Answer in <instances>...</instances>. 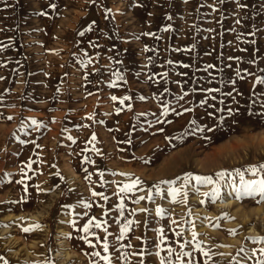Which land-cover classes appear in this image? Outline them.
<instances>
[{
	"label": "rangeland",
	"instance_id": "374dc122",
	"mask_svg": "<svg viewBox=\"0 0 264 264\" xmlns=\"http://www.w3.org/2000/svg\"><path fill=\"white\" fill-rule=\"evenodd\" d=\"M261 80L264 0H0V264H256Z\"/></svg>",
	"mask_w": 264,
	"mask_h": 264
},
{
	"label": "snow or ice",
	"instance_id": "6c2138e0",
	"mask_svg": "<svg viewBox=\"0 0 264 264\" xmlns=\"http://www.w3.org/2000/svg\"><path fill=\"white\" fill-rule=\"evenodd\" d=\"M185 2H187V0H185ZM240 7H246V5H239ZM52 7H55V5H52ZM40 15H44V13H40ZM170 19V17H169ZM255 33H253L254 35ZM185 67H187V65H185ZM260 83H264V80L259 81ZM114 86V85H113ZM113 100L117 99L116 97H112ZM181 99H183V97H181ZM121 103H123V101H121ZM8 119H12V117H8ZM33 124H36V121H32ZM93 139H95V137L93 136ZM248 172L252 173L254 176L255 175H259L261 173H264V164H261L259 166H250L247 169ZM217 175L219 176V178L221 180L225 179L226 176H233L232 173L226 172V171H222L217 173ZM235 176L239 177V185L236 184L235 179L233 178L232 183L229 185L234 192L236 193V198L240 199L244 196H248V197H252V196H256L259 195L262 199H264V176H262L260 179H252V180H246L244 177V172L237 170L235 172ZM192 180H195V182L197 184H213L215 183L211 177H202V176H192L191 174H189L188 176H186L184 178V186H186L189 182H191ZM18 183L23 184V181H18ZM136 181H134L132 184H126L124 185L123 188L120 189V191L124 192V191H131L133 188H135L136 186ZM165 183H171L174 184L175 182H165ZM25 191H27V187L25 186ZM198 191V189H197ZM219 187H217L215 189V191H213L210 195L215 198L219 195ZM170 193L173 196V198L175 199V197L180 193V189L176 188V187H172L170 189ZM93 195H102L100 193H93ZM205 196H208L209 193H204ZM105 199H107V197H105ZM140 199H144V197H140ZM86 207H90V205H85ZM122 207V205H121ZM158 214L163 215V210L161 209H157ZM94 219V218H93ZM70 223L74 226L75 225V220L70 221ZM92 224V221H89L88 225H85L83 228L84 233H86L87 235L81 237V239H83L85 242H87L90 246L95 247V245L91 244V241L88 239L89 235H93V233H90L89 228ZM97 228L101 227V224L99 222L96 223L95 225ZM41 225H34L32 227H28V228H24L23 231L25 232H29L32 231L36 228H41ZM128 230L127 225L124 226L123 231L126 232ZM105 231H107V229H105ZM161 235H163L162 230H161ZM99 239V238H97ZM117 239H122L121 237H118ZM262 242H264V238H259ZM197 247L199 248V245H197ZM109 249V244L107 243V240L105 238V242L103 243V250L104 252H108ZM241 252H244V249H240ZM172 249H169V254H171ZM260 252V258L257 259L256 264H264V248L259 249ZM93 255L95 256H99L100 259L104 260L107 262V264H112L111 259L109 256H100L99 252H95L93 253ZM157 255H159V253H157ZM181 255L182 256H188L190 255V253H182V254H178L177 255V259L180 260L181 259ZM204 255H208L207 253H204ZM252 256H256V251L254 250L251 254ZM251 258V257H248ZM161 264H163V258L161 261ZM169 264H171V261H169ZM237 264H239V262H237Z\"/></svg>",
	"mask_w": 264,
	"mask_h": 264
},
{
	"label": "bare ground",
	"instance_id": "6f19581e",
	"mask_svg": "<svg viewBox=\"0 0 264 264\" xmlns=\"http://www.w3.org/2000/svg\"><path fill=\"white\" fill-rule=\"evenodd\" d=\"M246 114V113H245ZM241 130V129H240ZM244 134V133H243ZM253 143V142H252ZM254 144V143H253ZM66 155V154H65ZM173 157V156H172ZM258 162V161H257ZM71 167V166H70ZM69 167V168H70ZM216 168V167H215ZM70 173V172H69ZM231 203H232V201H231V199L230 198H228L227 200H226V203H222L221 205H224V206H230L231 205ZM259 213H262V215H263V218H264V213L263 212H257L256 214H259ZM248 215V214H247ZM264 220V219H263ZM57 254V253H56ZM65 255H66V253H65ZM67 256V255H66ZM68 257V256H67Z\"/></svg>",
	"mask_w": 264,
	"mask_h": 264
}]
</instances>
